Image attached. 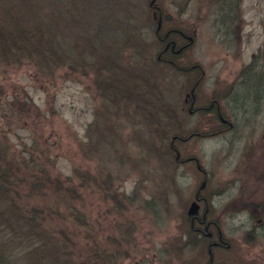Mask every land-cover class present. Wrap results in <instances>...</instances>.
<instances>
[{
	"label": "rangeland",
	"instance_id": "rangeland-1",
	"mask_svg": "<svg viewBox=\"0 0 264 264\" xmlns=\"http://www.w3.org/2000/svg\"><path fill=\"white\" fill-rule=\"evenodd\" d=\"M151 1L0 0V159L15 179L34 172L50 182L16 204L43 219L39 243L58 246L63 264H207L190 221L199 191L209 198L204 223L232 241L219 261L264 264V200L232 188L245 180L247 150L263 144L264 120L219 135L210 116H189L183 75L157 61ZM174 1L152 2L173 24L198 27L187 58L208 76L205 99L212 76L231 69L216 20L223 0L180 3L182 16ZM238 4L248 58L264 41V0ZM11 239L5 264H26L29 248Z\"/></svg>",
	"mask_w": 264,
	"mask_h": 264
},
{
	"label": "flooded vegetation",
	"instance_id": "flooded-vegetation-1",
	"mask_svg": "<svg viewBox=\"0 0 264 264\" xmlns=\"http://www.w3.org/2000/svg\"><path fill=\"white\" fill-rule=\"evenodd\" d=\"M154 1V0H152ZM149 3L152 19L156 24L155 38L163 49L157 54V61L171 65L179 70L183 75V84L185 88L184 106L189 116L197 117L199 114L210 116V120L217 124L216 134L235 130L238 124H251L264 120V41L257 46L249 57L244 58L246 50L244 36V22L238 15V0H223L221 6H217L216 12L219 13L216 20L226 26L225 37L228 50V59L231 65L230 73L227 77L222 74H215L210 80L211 91L207 98H199L200 84L205 82L208 76L201 68V64L192 62L187 56L190 54V48L195 43L198 27L194 26L190 31L186 25L172 23L173 16L168 14L166 10L157 5L156 2ZM191 0H180L184 6ZM229 1V2H228ZM228 2V5L226 4ZM180 3L173 2L177 7V12L181 16L186 13L187 9H180ZM185 6V7H186ZM221 27V25H220ZM248 38V37H246ZM206 83V82H205ZM208 101V103H206ZM199 135L198 132H191L192 135ZM221 135V134H219ZM179 141H185V136H174ZM262 145H258L256 149H248L245 155V166L243 169L245 180L240 183L236 182L233 189L245 190L246 196L253 197V203L264 200V155L258 154L259 150L264 148V137ZM254 152H257L254 153ZM188 160L192 161V158ZM194 160V159H193ZM184 162V161H182ZM260 163V164H259ZM261 166V167H260ZM260 172L257 173V170ZM229 197L230 194L227 193ZM231 199V196H230ZM195 201L201 209L200 202L208 204L209 198L202 196L201 192L195 194ZM196 205V204H195ZM264 206V204H263ZM264 208V207H263ZM254 209V208H253ZM191 218V228L195 231L201 240L207 242L206 251L209 255L207 264H227L225 261H219L217 251L224 252L230 250L233 245L226 237L220 227L214 222L215 229L211 231L204 223L207 220L206 211L200 212ZM209 211V209H207ZM207 211V212H208ZM249 214V221L252 222L250 210H246ZM251 232V228L248 229Z\"/></svg>",
	"mask_w": 264,
	"mask_h": 264
},
{
	"label": "trees",
	"instance_id": "trees-1",
	"mask_svg": "<svg viewBox=\"0 0 264 264\" xmlns=\"http://www.w3.org/2000/svg\"><path fill=\"white\" fill-rule=\"evenodd\" d=\"M7 42L8 35L3 30H0V53H5ZM2 164L3 166H1ZM11 166L12 164H7L6 161L3 162L0 159V264L6 263L7 254L5 250L9 247L8 243L15 245L11 239L12 236L16 238V242L19 245L23 243L24 246L29 248L27 253H25L26 264H63V262H60V260L63 261V252H60L58 246L54 249H49L47 246L44 247L43 243H39L41 238L39 230L42 227L43 219H39L36 213L31 210L21 212L20 207L16 204L17 197L21 196V193L41 192L45 188V182L50 184L47 181L48 178L45 177L47 180H44L41 174L37 175L34 172H27L25 174L27 178L15 179L14 174L10 171ZM50 179L51 182L55 180V178ZM21 181L25 182L23 186H21ZM47 244L48 241H45V245ZM88 247L90 251L91 245L88 244ZM95 257L101 260L97 253L93 256V258ZM81 258L80 261L84 264L85 260L83 261V258L82 260Z\"/></svg>",
	"mask_w": 264,
	"mask_h": 264
},
{
	"label": "water",
	"instance_id": "water-1",
	"mask_svg": "<svg viewBox=\"0 0 264 264\" xmlns=\"http://www.w3.org/2000/svg\"><path fill=\"white\" fill-rule=\"evenodd\" d=\"M195 205H193V207H194Z\"/></svg>",
	"mask_w": 264,
	"mask_h": 264
}]
</instances>
